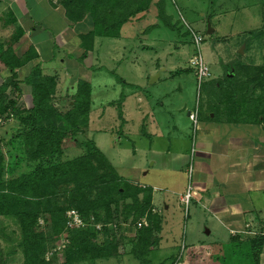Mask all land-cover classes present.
I'll list each match as a JSON object with an SVG mask.
<instances>
[{"label": "rangeland", "instance_id": "obj_1", "mask_svg": "<svg viewBox=\"0 0 264 264\" xmlns=\"http://www.w3.org/2000/svg\"><path fill=\"white\" fill-rule=\"evenodd\" d=\"M263 1L165 0L164 19L158 17L156 7L151 5L142 14L146 18L139 16L133 21L138 22L134 29H129L130 23L122 27L120 38H95L93 50L81 62L74 59L75 54L66 59V52H56L53 62H45L44 68L45 71L53 70L60 74L67 69L71 71L64 84L59 82L63 90L62 98L69 99L74 94L76 79L89 82L91 87L90 129L88 132L84 129L76 135V139L93 140L112 165L125 168L118 171L124 173L127 180H133L132 173H137L140 180L141 175L151 168V158H142L138 152H132L133 143L139 147L145 145L147 134L151 132L163 135L164 142L169 141L165 145L167 149L173 146H170V140L183 136L186 142L180 147L186 153L190 150L192 138L196 135V141L199 135L198 130L194 131L187 112L196 110L198 125L209 121L211 116L213 121L230 120L220 92V88L228 86L227 76L232 74L228 68L233 67L237 73L242 65L264 64V36L256 39L251 35L261 27ZM166 22L172 28L166 26ZM207 26L212 30L211 34H207ZM192 32L202 38L198 53L209 72V76L199 84L189 63L197 53ZM62 60L66 61L64 65ZM156 74H159L158 78ZM25 75V69L16 73L14 81L19 90H13L10 85L5 90L20 108H28L31 104L29 87L23 83ZM9 78L10 74L2 70L0 87L8 83ZM217 83L223 86L218 87ZM59 88L57 94H60ZM66 108L65 105L63 109ZM2 116L0 140L6 151L5 143L18 127L11 115ZM255 130L258 129L253 127L252 131ZM136 135H140L139 140H136ZM80 153L79 148L68 142L62 159H72ZM134 166L141 171H131ZM177 176L184 192L187 184L185 170ZM154 194L156 211L153 214L160 220V230L156 233L158 244L151 248L148 255L149 264H190V260L185 259H188L190 250L199 247H202L200 251L189 254L197 262L195 264H254L249 252L243 248L237 252L239 257L232 260L220 257L230 234L215 216L199 206L195 201L198 197L190 200L185 212L176 194L164 191ZM250 198L254 215L264 222V193L252 192ZM163 203L168 210L164 209ZM256 223L249 228L253 229ZM16 230L11 222L0 219V250L3 255L16 244ZM122 230L120 234L123 236H133V229ZM236 235L240 240L247 236ZM128 250L129 246L124 241L117 258L93 264H140ZM213 257L218 259L208 262ZM45 258L50 259L51 264H63L62 248L50 250ZM259 260L260 264H264L263 254ZM21 262L22 255L17 251L7 258L5 264Z\"/></svg>", "mask_w": 264, "mask_h": 264}, {"label": "trees", "instance_id": "obj_2", "mask_svg": "<svg viewBox=\"0 0 264 264\" xmlns=\"http://www.w3.org/2000/svg\"><path fill=\"white\" fill-rule=\"evenodd\" d=\"M59 5L70 25L85 23L90 27L78 35L80 62L93 50L95 38H120L122 27L143 16L151 5L159 18L166 17L165 0H59ZM261 20L260 29L251 34L253 38L264 36V11ZM22 35L21 28L15 26L11 36L0 43V67L10 74L8 83L0 87V114L11 115L18 127L5 143L6 151L0 140V219L17 229L16 244L4 255L0 250V264L17 251L22 255L21 264H51L45 255L61 246L63 240V264H93L117 258L124 241L134 259L149 264L148 255L158 244L156 233L160 230V220L152 212L151 190L119 177L91 140L76 139L89 123V82L79 79L74 94L62 98L63 103L56 106L58 75H44L36 63L23 78L29 87L30 106L20 108L6 94L8 85L19 90L14 81L16 71L37 59L32 47L20 56L14 53L12 47ZM228 71H232V77L220 92L229 121L260 126L264 134V64L242 65L237 73L233 67ZM68 142L81 153L64 160ZM68 210L79 214L83 227H66ZM142 219L146 226L137 228ZM96 224L101 225L100 230L94 228ZM122 229H133V236H123ZM242 248L258 264L263 246L255 236L240 240L238 235H231L220 257L232 260L239 257L237 252Z\"/></svg>", "mask_w": 264, "mask_h": 264}, {"label": "crops", "instance_id": "obj_3", "mask_svg": "<svg viewBox=\"0 0 264 264\" xmlns=\"http://www.w3.org/2000/svg\"><path fill=\"white\" fill-rule=\"evenodd\" d=\"M142 18L146 17L142 16ZM137 23V21L131 22L129 29H134ZM15 26L21 28L23 35L12 47L14 53L20 56L32 47L37 55L33 63L18 69L16 73L25 69L27 74L32 64L38 63L44 75L57 74L59 82L64 84L72 74L71 71L67 69L64 74L53 70L45 71L44 63L53 62L55 53L60 50L66 52V59H70L75 54L74 59L79 60L81 48L78 35L89 30L90 27L85 23L70 25L59 5V0H0V43L11 36ZM65 62L62 60L61 64L64 65ZM2 70L8 73L6 69L0 67V72ZM58 88L60 94H57L59 98L57 105L59 106L64 100H62L63 90L59 84ZM65 91L68 93V90ZM90 114L91 109L88 127L85 129L87 132L90 129ZM188 114L189 112L186 114L187 117ZM212 118L213 116L208 118L209 121H202L199 125L197 123L198 140L195 141L196 135L191 140V144L193 141L195 145L193 184L198 197V201H195L215 216L231 236L232 231L241 232L246 226L261 222L253 213L250 197L252 192L264 193V134L260 126L231 123L225 118L213 121ZM253 127L258 130L252 131ZM147 135L145 145L139 147L133 143L132 146L133 154L138 152L142 158L147 156L151 158V168L141 175L140 180L137 173L134 175L132 173L133 180H127L125 174L120 172L125 168L119 169L109 163L119 177L133 186L151 190L152 210L155 212L154 192L164 191L177 196L183 192L177 174L185 170L190 150H187L188 154L182 152L183 147L180 146L185 145L186 142L183 136L170 140V146H173L167 149L165 145L169 141L164 142L163 135L158 136L155 132ZM135 138L139 140L140 135H136ZM91 141L94 143L93 140ZM94 145L98 149L96 143ZM99 151L104 154L103 151ZM164 156L168 158L165 160ZM130 170L141 171L137 166L131 167ZM164 209L168 210L166 204ZM200 249L202 247L192 249L189 254L192 255ZM189 254L185 261L190 260V264L191 261L192 264L197 263Z\"/></svg>", "mask_w": 264, "mask_h": 264}, {"label": "built area", "instance_id": "obj_4", "mask_svg": "<svg viewBox=\"0 0 264 264\" xmlns=\"http://www.w3.org/2000/svg\"><path fill=\"white\" fill-rule=\"evenodd\" d=\"M191 37H192L193 44L197 50V53L189 60V63L194 68V75L197 78L198 84H199L202 81V79L207 78L209 76V72H208V68L206 64L203 62L201 56L198 53V46L202 42L201 36L199 34L192 32ZM188 118L192 122V125L194 126L193 127L194 131H196L197 130L196 110L194 112H189ZM2 122H3V116L0 114V124ZM194 153H195V145H194V142L192 141L190 154H189V160L185 168V174H186V179H187L186 188H185V191L178 196L179 204L183 206L185 212L187 211L190 200L196 196V189L193 184ZM152 212L154 213V211ZM65 217H66V227L68 229L80 228V227H83L85 224L82 218L79 216V214L75 210H68L65 213ZM90 222H92V219H90ZM146 224L147 223L145 219H142L137 223V228H140L141 226H146ZM94 228L96 230H100L101 225L96 224L94 225ZM231 234L232 235L242 234V235H249V236H255V237L260 238L262 240V246H263L262 254L264 255V222L255 224V227L253 229H250L249 226H246L243 231L241 232L232 231ZM63 242H65L66 244V241L63 240L61 243V246L59 247L61 248L64 247L65 244Z\"/></svg>", "mask_w": 264, "mask_h": 264}, {"label": "water", "instance_id": "obj_5", "mask_svg": "<svg viewBox=\"0 0 264 264\" xmlns=\"http://www.w3.org/2000/svg\"><path fill=\"white\" fill-rule=\"evenodd\" d=\"M212 30L209 28V26H207V34H211ZM244 48V47H243ZM241 54H243V50H241L240 52ZM159 74H156V78L158 77ZM228 78H231L232 77V74L231 75H228L227 76ZM212 117V116H211ZM209 232L206 231V234H208Z\"/></svg>", "mask_w": 264, "mask_h": 264}]
</instances>
